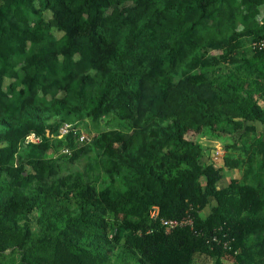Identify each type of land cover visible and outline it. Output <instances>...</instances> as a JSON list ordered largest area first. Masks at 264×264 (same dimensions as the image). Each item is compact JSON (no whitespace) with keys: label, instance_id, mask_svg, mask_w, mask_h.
Segmentation results:
<instances>
[{"label":"trees","instance_id":"obj_1","mask_svg":"<svg viewBox=\"0 0 264 264\" xmlns=\"http://www.w3.org/2000/svg\"><path fill=\"white\" fill-rule=\"evenodd\" d=\"M263 41L264 0H0V264H264Z\"/></svg>","mask_w":264,"mask_h":264},{"label":"built area","instance_id":"obj_2","mask_svg":"<svg viewBox=\"0 0 264 264\" xmlns=\"http://www.w3.org/2000/svg\"><path fill=\"white\" fill-rule=\"evenodd\" d=\"M264 44V41H263ZM71 127V124H65L63 127H61L60 130V136H63L68 133L69 129ZM85 135L81 136V140L84 138ZM31 140H36L34 136H31ZM152 217H157L158 216V208L154 207L152 212H151ZM163 224L165 225V229L167 232H172L174 229L177 227H192L194 225V219L191 215L185 216L181 218L180 220L178 219H168V220H163ZM224 236L227 238L228 233H224ZM221 242V240L218 239L217 235H212L209 239L208 242L212 244V242ZM225 242V241H224ZM226 244V243H225ZM213 247V246H212Z\"/></svg>","mask_w":264,"mask_h":264},{"label":"rangeland","instance_id":"obj_3","mask_svg":"<svg viewBox=\"0 0 264 264\" xmlns=\"http://www.w3.org/2000/svg\"><path fill=\"white\" fill-rule=\"evenodd\" d=\"M17 33V32H16ZM12 37V36H11ZM10 37V38H11ZM99 52V51H98ZM98 55H99V53H98ZM78 125H79V123H78ZM81 128H82V132H83V134L84 135H86V136H89L87 133H85L84 131H86V130H84L83 128V126H80ZM103 128V124H98L97 126H95V125H91L90 126V131H86V132H88L89 134L90 133H92V132H95V131H100V129H102ZM223 139H226V138H223ZM228 140H230L229 138H228ZM210 144H212V142H214V145H216V147L217 148H215L214 150H213V153H214V155H215V158H217V162L219 163V164H223V161L220 159L221 158V155H223V153H221L220 152V150L222 149V143L220 142V141H218V140H210V141H208ZM218 157H220V158H218ZM231 170V171H230ZM226 176L231 180L232 178H234L235 177V175H234V172H233V169H230L229 167H227V172H226ZM229 179H227V180H229ZM229 180V181H230ZM200 258H203V257H200ZM211 261H213L214 259H210ZM199 262L198 261H196L195 262V264H198Z\"/></svg>","mask_w":264,"mask_h":264},{"label":"crops","instance_id":"obj_4","mask_svg":"<svg viewBox=\"0 0 264 264\" xmlns=\"http://www.w3.org/2000/svg\"><path fill=\"white\" fill-rule=\"evenodd\" d=\"M210 144V143H209ZM210 145H212V146H215V148H217L216 147V145H214V142H212V144H210ZM220 152L221 153H223L224 154V150H220ZM211 156L213 157L214 156V153H213V151L211 152ZM231 171V170H230ZM226 172H227V169L225 170V177L221 180V182H220V185L221 186H223V185H227L228 183H229V178L226 176ZM233 172H234V175H235V177H237L238 176V170L237 169H234L233 170ZM227 179H229V180H227ZM208 210H206V212H207ZM198 262H199V260H197ZM196 262V261H195ZM198 264H200V262L198 263Z\"/></svg>","mask_w":264,"mask_h":264}]
</instances>
